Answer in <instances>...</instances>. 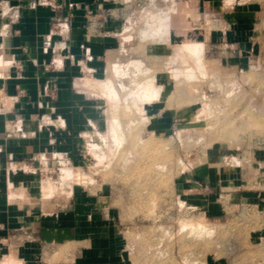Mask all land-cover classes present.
I'll return each instance as SVG.
<instances>
[{
    "label": "crops",
    "instance_id": "obj_1",
    "mask_svg": "<svg viewBox=\"0 0 264 264\" xmlns=\"http://www.w3.org/2000/svg\"><path fill=\"white\" fill-rule=\"evenodd\" d=\"M54 2L58 8L45 0H0V259L48 264L58 255L62 264H132L120 230L122 194L90 171L91 155L98 152L92 144L98 146L94 140L105 118L103 99L85 90L87 82L106 76L126 5ZM203 3L216 8L219 1ZM56 21L60 31L52 28ZM165 109L156 112L163 113L161 126L151 127L160 134L172 122ZM222 152L211 148L174 189L185 206L207 219H231L236 214L230 210L237 209L251 217H245L254 225L245 243L260 257L239 263L212 258L205 264H264V162L225 164ZM58 155L68 161L58 179L39 175L41 163L53 168ZM62 169L70 174L64 186ZM45 181L52 186L47 195Z\"/></svg>",
    "mask_w": 264,
    "mask_h": 264
},
{
    "label": "rangeland",
    "instance_id": "obj_2",
    "mask_svg": "<svg viewBox=\"0 0 264 264\" xmlns=\"http://www.w3.org/2000/svg\"><path fill=\"white\" fill-rule=\"evenodd\" d=\"M121 1L126 9L118 32L120 44L108 55L105 78L87 82L85 90L103 99L105 118L102 134L94 140L98 146L92 144L98 152L96 156L91 155L90 171L94 178L108 181L122 194L120 230L131 263L205 264L212 258H235L239 263L249 257L259 258L260 253L248 252L245 243L248 229L254 226L245 220V217L251 218L245 213L246 209H227L236 216L221 222L210 220L198 209L185 206L174 185L190 165L205 161L211 148L223 151L222 162L225 164L264 162V0H218L216 8L206 9L202 8L206 0ZM161 11V15L168 13L161 27L163 32L155 39H148L150 33L141 29L144 30L146 21ZM143 33L146 40L139 37ZM163 33L165 36L167 33L168 45ZM190 42L197 45L189 47V52L184 50L185 46L178 48V45ZM176 48L178 52L174 53ZM179 50L180 56L190 55L182 56L186 59L178 57ZM171 53L178 55L177 60L170 63L167 59H172ZM117 56L122 61L138 58L142 64L136 65V69H150L149 64L151 69L149 73L145 70L136 75L128 74L134 82L128 75H120L118 80L125 84L122 86L112 73V62H121ZM196 58L198 62H195ZM184 72L188 75L182 74ZM108 78L115 79V88L106 82ZM143 78L152 79L155 88L144 89L149 83H139ZM143 91L145 94L142 95ZM149 96L158 99L154 97L148 101ZM126 100L129 106L125 104ZM125 106L132 110L122 112ZM159 107H165L172 117L170 127L163 134L154 130L161 124L158 120L163 115L156 114ZM127 123L132 124L130 128ZM113 134L123 136L112 139ZM48 167L42 175L56 179L58 170ZM62 171L64 186L70 174L68 169ZM85 175L83 173L82 177H86V181L93 182ZM51 190L50 182L45 181L44 194ZM221 200L225 202L224 198ZM198 222H202V226ZM194 225L199 228L204 225L206 229L202 231L196 227L198 232ZM4 258L11 261L8 256L1 259ZM48 264H62L61 257L54 255Z\"/></svg>",
    "mask_w": 264,
    "mask_h": 264
},
{
    "label": "bare ground",
    "instance_id": "obj_3",
    "mask_svg": "<svg viewBox=\"0 0 264 264\" xmlns=\"http://www.w3.org/2000/svg\"><path fill=\"white\" fill-rule=\"evenodd\" d=\"M168 9H169V8H168ZM170 9H171V8H170ZM165 11H166V10H165ZM169 11H171V10H169ZM167 12H168V10H167ZM167 12H166V13L164 12V15H161V14H162V11L159 12V13H156V14H154V16L151 17L152 19L146 21V24H145L146 27H144V30L141 29V31H142V32H147V34H148V32L150 33L149 35H147V34L145 33V36L147 35V36H148V39H150L149 37L155 39V38H157V37H159V36L161 35V33L163 32L161 27H162L163 23L166 22V20H167V18H168V13H167ZM152 15H153V14H152ZM177 17H178V16H177ZM177 17H176V18H177ZM180 20H181V19H180ZM177 22H178V21H177ZM181 24H182V23H181ZM145 25H144V26H145ZM175 25H176V24H175ZM165 28H166V27H165ZM165 28H164V29H165ZM166 29H167V28H166ZM170 29H171V28H170ZM166 31H167V30H166ZM168 31H169V30H168ZM142 32H141V33H142ZM139 35H141V34H139ZM139 35H138V36H139ZM143 35H144V33L142 34V36H139V37H143L142 39H145L147 36L144 37ZM163 35H164L163 37L167 40V38H168V37H166V36H167V33H166V36H165L164 33H163ZM127 36H128V34H127ZM133 36H134V35H133ZM135 36H136V35H135ZM138 36H136V37H138ZM129 37H132V35H130ZM136 37H135V38H136ZM161 38H162V36H161ZM161 38H159V39H161ZM128 39H129V38H128ZM137 39L139 40L140 38H137ZM142 39H141V40H142ZM153 39H151V40H153ZM165 39L163 40V38H162L161 40L164 41V45H165L166 43H167V45H168V40H167V42L165 43ZM126 40H127V39H126ZM141 40H140V41H141ZM145 40H146V39H145ZM162 41H161V42H162ZM159 42H160V41H159ZM124 43L126 44V42H123V44H124ZM156 43H158V42H156ZM162 43H163V42H162ZM190 43H191V42H190ZM190 43H186V44L183 43V44H184V45L182 44L183 46H182V45H181V46L178 45V46H179L178 48H180V47L182 48V47L185 46V49H184V50H188V52H189V47L193 48V47H195V46L197 45L195 42H193V43H191V44H190ZM123 44H122V45H123ZM160 44H161V43H160ZM162 45H163V44H162ZM167 45H166V47L171 46V45H169V46H167ZM202 46H203V45H202ZM121 47H122V46H121ZM123 48H124V47H123ZM123 48H122V49H123ZM128 48H129V47H128ZM178 48H176L177 50L175 49L176 51H174V53H175V52H178ZM191 48H190V49H191ZM202 48H203V47H202ZM182 49H183V48H182ZM200 49H201V48H200ZM200 49H199V50H200ZM120 50H121V49H120ZM120 50H119V51H120ZM126 50H127V49H126ZM180 50H181V49H180ZM180 50H179V55L176 53V54L178 55V57H182V56H184V55L186 54V53H185V54L183 55V54L181 53L182 55L180 56ZM199 50H198V51H199ZM124 51H125V50H124ZM201 51H202V50H201ZM120 52H123V50L120 51ZM120 52H119V54H120ZM127 52H128V50H127ZM181 52H183V50H181ZM190 52H191V51H190ZM123 53H124L123 55H125V52H123ZM195 53H196V52H195ZM171 54H172V53H171ZM187 54H188V53H187ZM187 54H186V55H187ZM120 55H121V54H120ZM172 55H173V56H172V59H171V58H168V59H167V61H169L170 63H171V60H174V59H175L174 61L177 60V55H176V56H175V54H172ZM188 55H190V54H188ZM192 55H193V54H192ZM192 55H191V56H192ZM198 55H199V54H198ZM194 56H195V55H194ZM196 56H197V55H196ZM184 57H185V56H184ZM184 57H182V58H184ZM110 58H111V57H110ZM115 58H116V57H115ZM117 58H119V60L121 59V58L118 57V56H117ZM130 58H131V57H130ZM192 58H193V57H192ZM199 58H200V57H198V60H199ZM144 59H145V58H144ZM169 59H170V60H169ZM179 59H181V58H179ZM184 59H186V58H184ZM184 59H183V60H184ZM193 59H194V58H193ZM115 60H116V59H115ZM126 60H128V59H126ZM142 60H143V59H142ZM146 60H147V59H146ZM183 60L181 59V61H183ZM195 60H196L195 62H198V61H197V58H196ZM109 61H110V60H109ZM120 61H121V62H117V61L112 62L113 65H114V72H112V73H114V76L116 75V77H117V80H116V81H118L119 84H122V86H125V84L120 83V82H122V81L118 80V77H120V75L123 76V77H124V76H127L128 74H129V75H130V74L136 75V74H138V73L141 72V71H142V73H143V71H145V70H147V72L149 73V71H150V69H151V65H150V64H149L150 69H149V67L141 68V69H140V68H139V69L137 68V69H136L135 66L138 65L139 63H141V60L138 61V58H133V59L128 60V61H125V60H123V61L120 60ZM125 62H127V63L129 64L127 67L125 66V65H127V63L124 64ZM143 62H144V61H143ZM192 62H193V61H192ZM167 63H168V62H167ZM141 64H142V63H141ZM165 64H166V63H165ZM192 64H194V62H193ZM201 64H202V63H201ZM143 65H144V64H143ZM196 65H197V64H196ZM199 65H200V64H199ZM123 66H125V68H124ZM145 66H146V65H145ZM188 66H189V65H188ZM188 66H187V67H188ZM112 67H113V66L111 65V68H112ZM121 67H123V68H121ZM139 67H140V66H139ZM142 67H143V66H142ZM190 67H192V65H191ZM202 67L204 68V66H202ZM111 68H110V69H111ZM193 68H194V67H193ZM193 68H190V69H193ZM197 68H198V65H197ZM199 68H201V65H200ZM112 69H113V68H112ZM143 69H144V70H143ZM187 69H188V68H187ZM187 69H186V70H187ZM148 70H149V71H148ZM193 70H195V69H193ZM193 70H192V71H193ZM203 70H204V69H203ZM183 71H185V70L183 69ZM201 71H202V70H201ZM201 71H199V72H201ZM175 72H176V69H175ZM187 72H188V71H187ZM187 72H186V73L184 72V73H182V74L185 75V74H187ZM144 73H145V72H144ZM177 73L179 74V72H177ZM193 73H194V72H193ZM193 73L191 72V74H193ZM140 74H141V73H140ZM145 74H147V73H145ZM180 74H181V73H180ZM129 75H128V77L132 79V77H130ZM133 75H132V76H133ZM143 75H144V74H143ZM154 75H155V74H154ZM187 75H188V74H187ZM189 75H190V74H189ZM137 76H139V75H137ZM140 76H141V75H140ZM140 76H139V77H140ZM144 76H146V75H144ZM110 77H111V76H110ZM133 77H134V76H133ZM142 77H143V76H142ZM142 77H141L140 79H142ZM153 77L156 79L155 76H153ZM190 77H191V76H190ZM121 78H122V77H121ZM135 78H136V80H137L138 77H135ZM135 78H134V80H135ZM150 78H151V77H150ZM187 78H188V76H187ZM122 79H123V78H122ZM145 79H146V78H145ZM145 79L143 78L142 81H139V83H140V82L143 83L144 81H146V82H144V83H149V86H147V87L145 86L144 89H145V88L150 89V87H151L152 89L155 88V85H154L152 79H148V80H145ZM155 79H154V80H155ZM190 79H191V78H190ZM127 80H129V79L127 78ZM138 80H139V79H138ZM114 81H115V79H114ZM114 81H113L111 78H110V79L108 78L106 82H107V83H110V85H111L112 88H115ZM116 81H115V82H116ZM129 81H131V80H129ZM132 81H133V79H132ZM125 82H126V81H125ZM133 82H134V81H133ZM142 83H141V84H142ZM144 83H143V85H144ZM156 83H157V82H156ZM158 83H159V82H158ZM127 84H129V83H127ZM127 84H126V86H127ZM135 84H136V83H135ZM160 85H161V84H160ZM160 85H158V87H159ZM128 87H129V86H128ZM128 87H127V88H128ZM131 87H133V86H131V83H130V88H131ZM161 87H162V85H161ZM141 88H143V87H141ZM128 89H129V88H128ZM131 89H133V88H131ZM152 89H150V90H152ZM113 90H114V92L117 91V89H113ZM115 90H116V91H115ZM134 90H135V87H134ZM136 90H137V89H136ZM156 90L158 91V89H156ZM106 91L109 92V89H107ZM110 91H111V90H110ZM123 91H124V90H123ZM128 91H129V90H128ZM130 91H132V90H130ZM138 91H139V90H138ZM138 91H136V93H137ZM148 91H149V90H148ZM124 92H125V91H124ZM140 92H141V91H140ZM143 92H144V91H143ZM149 92H151V91H149ZM155 92H156V91H155ZM158 92H159V91H158ZM158 92H156V93H158ZM126 93H127V92H126ZM156 93H155V94H156ZM141 94L143 95V94H145V92H144V93H141ZM148 94H149V93H148ZM114 95L116 96L115 93H114ZM117 95H118V94H117ZM124 95H126V94L124 93ZM121 96H122V95H121ZM130 96H131V95H130ZM134 96H136V95H134ZM108 97H109V96H108ZM117 97L119 98V96H117ZM122 97H124V96H122ZM122 97H121V98H122ZM154 97H155V96H153L152 99H153ZM156 97H157V95H156ZM156 97L154 98L155 100L158 99V98L156 99ZM114 98H116V97H114ZM119 99H120V98H119ZM119 99H117V100L119 101ZM128 99H129V97H128ZM134 99H135V98H134ZM147 99H148V101H149V100H150V101L152 100V99H151V96H149V98L147 97ZM132 100H133V99H132ZM140 101H141V100H140ZM142 101H144V100L142 99ZM146 101H147V100H146ZM120 102H121V101H120ZM126 102H127V100L125 101V104H127ZM132 102H133V101H132ZM137 102H139V101H137ZM117 103H118V102H117ZM135 103H136V102H135ZM141 103H142V102H140L139 105H140ZM146 103H147V102H146ZM125 104H124V105H125ZM128 104H129V102H128ZM128 104H127V105H128ZM129 105H130V104H129ZM129 105H128V106H129ZM136 105H137V104H136ZM133 106H134V105H133ZM141 106H142V104H141ZM125 107H126V108L123 107L122 112H125V113H126L127 110H128L127 112H129V110H132V109H130V107H129V109L127 108V106H125ZM135 107H136V106H135ZM137 107L139 108L140 106H137ZM132 108H133V107H132ZM140 108H141V107H140ZM126 109H127V110H126ZM117 110H118V109H117ZM123 110H126V111H123ZM133 110H134V109H133ZM137 110H139V109H137ZM141 110H142V109H141ZM135 111H136V110H135ZM142 112H143V111H142ZM142 112L140 111V113H142ZM106 113H107V112H106ZM140 113H139V114H140ZM116 120H117V119H116ZM119 121H120V120H119ZM133 121H134V120L132 119V122H133ZM110 123H111V122H110ZM118 123H119V122H118ZM118 123H116V124H117L118 126H119V125L121 126V124H118ZM127 124H128V123H127ZM130 124H131V123H130ZM130 124H128V126H129ZM110 125H111V124H110ZM110 125H109V126H110ZM131 125H132V124H131ZM131 125H130L129 127H128V126H126V127L130 128ZM133 125H134V124H133ZM114 126H115V123H114ZM118 126H117V127H118ZM115 127H116V126H115ZM113 128H114V127H113ZM121 128H122V127H121ZM118 129H119V128H118ZM118 129H116V130H118ZM110 130H111V129H110ZM122 130H123V129H122ZM119 131H120V129H119ZM122 132H123V131H122ZM112 133H114V132H112ZM112 133H110V134H112ZM117 133H118V132H115L116 135H117ZM122 134H124V132H123ZM116 135L113 134L114 137H115ZM110 136H111V135H110ZM113 136L111 137L112 139H119V138H120L121 136H123V135H121V136H116V138H114ZM117 137H119V138H117ZM121 138H122V137H121ZM122 140H124V139H122ZM122 140H118V142H120V141H122ZM113 141H114V140H113ZM122 142H123V141H122ZM114 143H116V140L114 141ZM120 144H121V143H119V145H120ZM116 145L119 146L118 144H116ZM82 175H83V174H82ZM85 176H86V175H85ZM85 176H84V177H85ZM85 178H86V177H85ZM190 220H191V219H190ZM198 220H199V219H198ZM194 221H195V219H194ZM199 221H201V220H199ZM191 222H192V221H191ZM195 222H196V221H195ZM201 223H202V222H201ZM201 223L198 222L197 224L199 225V224H201ZM204 223H205V222H204ZM204 223H203V224H204ZM191 224H192V223H191ZM198 225H196V226L194 225V229H196V227H198ZM201 226H202V224H201ZM201 226H200L201 230L204 231L203 228H205L206 226L203 225V228H202ZM200 228L198 227V230H199ZM192 229H193V227H191V230H192ZM205 229H206V228H205ZM196 230H197V229H196ZM196 230H195V232H196ZM198 230H197V231H198ZM208 230H209V229H208ZM205 231H206V230H205ZM193 232H194V231H193ZM198 232H199V231H198ZM188 233H189V231H188ZM202 233H203V232H202ZM204 233H205V232H204ZM196 234H197V233H196ZM196 234H195V235H196ZM10 259H11V258H10ZM0 264H16V263H15L12 259H11V261H9V260H5V258H4L3 260L0 259Z\"/></svg>",
    "mask_w": 264,
    "mask_h": 264
},
{
    "label": "built area",
    "instance_id": "obj_4",
    "mask_svg": "<svg viewBox=\"0 0 264 264\" xmlns=\"http://www.w3.org/2000/svg\"><path fill=\"white\" fill-rule=\"evenodd\" d=\"M139 2V1H138ZM45 3L46 4H49L50 6H52L53 8H58L59 7V4L55 3L54 0H45ZM228 3V2H227ZM59 27V23L56 21V22H53L52 24V28L55 30V31H60V29L58 28ZM16 127V126H15ZM19 129V128H18ZM17 129V130H18ZM54 160H55V167H53L54 169L58 170L60 166L68 163V161L66 159H64L62 156L58 155V156H55L54 157ZM46 161H44V163H41V166L38 167V173L39 175H42L43 172H46L49 170V167H46ZM45 166V167H44Z\"/></svg>",
    "mask_w": 264,
    "mask_h": 264
}]
</instances>
